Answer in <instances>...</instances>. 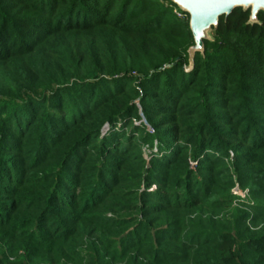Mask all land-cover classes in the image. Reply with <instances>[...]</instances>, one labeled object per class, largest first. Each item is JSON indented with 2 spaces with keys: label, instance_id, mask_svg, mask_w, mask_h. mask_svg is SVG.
<instances>
[{
  "label": "trees",
  "instance_id": "16d2710c",
  "mask_svg": "<svg viewBox=\"0 0 264 264\" xmlns=\"http://www.w3.org/2000/svg\"><path fill=\"white\" fill-rule=\"evenodd\" d=\"M195 43L173 0H0V264H264V10Z\"/></svg>",
  "mask_w": 264,
  "mask_h": 264
},
{
  "label": "water",
  "instance_id": "95a60500",
  "mask_svg": "<svg viewBox=\"0 0 264 264\" xmlns=\"http://www.w3.org/2000/svg\"><path fill=\"white\" fill-rule=\"evenodd\" d=\"M190 15V27L195 45L190 48L191 59L196 50L203 48L204 38H208L212 26H216L222 15L228 16L237 7L251 8V17L264 10V0H173Z\"/></svg>",
  "mask_w": 264,
  "mask_h": 264
},
{
  "label": "built area",
  "instance_id": "2783aa9c",
  "mask_svg": "<svg viewBox=\"0 0 264 264\" xmlns=\"http://www.w3.org/2000/svg\"><path fill=\"white\" fill-rule=\"evenodd\" d=\"M177 13L181 15V12L180 13L177 12ZM192 165L195 167L197 165V162L196 161L192 162ZM233 192L242 199H246V197L248 198V190L241 189L238 184L233 188Z\"/></svg>",
  "mask_w": 264,
  "mask_h": 264
},
{
  "label": "rangeland",
  "instance_id": "374dc122",
  "mask_svg": "<svg viewBox=\"0 0 264 264\" xmlns=\"http://www.w3.org/2000/svg\"><path fill=\"white\" fill-rule=\"evenodd\" d=\"M176 12H179V10H176ZM179 13H180V12H179ZM178 15H179V14H178ZM179 16H181L182 18H184V17H185V18H189V17L185 16V15L182 14V13H181V15H179ZM235 195H236V194H235ZM246 198H247V197H246Z\"/></svg>",
  "mask_w": 264,
  "mask_h": 264
}]
</instances>
